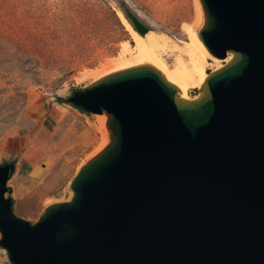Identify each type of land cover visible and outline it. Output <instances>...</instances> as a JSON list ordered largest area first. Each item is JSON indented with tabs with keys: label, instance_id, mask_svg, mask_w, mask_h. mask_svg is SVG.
Here are the masks:
<instances>
[{
	"label": "water",
	"instance_id": "obj_1",
	"mask_svg": "<svg viewBox=\"0 0 264 264\" xmlns=\"http://www.w3.org/2000/svg\"><path fill=\"white\" fill-rule=\"evenodd\" d=\"M199 2V39L232 58L198 98L147 65L74 92L73 106L106 115L109 144L34 224L5 197L14 164L0 165L9 264H264V0Z\"/></svg>",
	"mask_w": 264,
	"mask_h": 264
},
{
	"label": "rangeland",
	"instance_id": "obj_2",
	"mask_svg": "<svg viewBox=\"0 0 264 264\" xmlns=\"http://www.w3.org/2000/svg\"><path fill=\"white\" fill-rule=\"evenodd\" d=\"M120 7L175 41L187 40L182 27L196 16V0H0V165L14 164L5 197L31 224L70 200L71 180L103 140L101 115L69 98L129 41ZM175 57H165L169 66ZM0 264H9L1 248Z\"/></svg>",
	"mask_w": 264,
	"mask_h": 264
},
{
	"label": "bare ground",
	"instance_id": "obj_3",
	"mask_svg": "<svg viewBox=\"0 0 264 264\" xmlns=\"http://www.w3.org/2000/svg\"><path fill=\"white\" fill-rule=\"evenodd\" d=\"M116 15L125 28L129 41L122 44V51L118 58L101 71L100 78L122 70L147 65L155 69L168 84L176 89L177 97L180 100L193 102L194 99L190 98V92L201 90L208 78V72L219 70L232 58V55L224 60L214 58L199 39L198 29L204 24V14L199 0H196L194 23L182 27L187 38L186 41H175L173 37L154 28L141 35L134 30L120 9L116 10ZM168 54H176L173 66H169L166 62L165 57ZM194 98H198V92ZM99 117L100 128L105 131L104 134L101 133L103 140L87 158V162L109 144L106 115L103 114Z\"/></svg>",
	"mask_w": 264,
	"mask_h": 264
},
{
	"label": "trees",
	"instance_id": "obj_4",
	"mask_svg": "<svg viewBox=\"0 0 264 264\" xmlns=\"http://www.w3.org/2000/svg\"><path fill=\"white\" fill-rule=\"evenodd\" d=\"M121 11H122V13L124 14V16H125V18L129 21V23L132 25V23H131V16L128 14V12L127 11H125L123 8H119ZM73 106V105H72ZM73 107H75V106H73ZM75 108H77V107H75ZM77 109H79V108H77Z\"/></svg>",
	"mask_w": 264,
	"mask_h": 264
}]
</instances>
